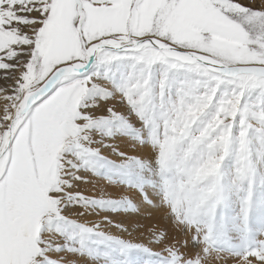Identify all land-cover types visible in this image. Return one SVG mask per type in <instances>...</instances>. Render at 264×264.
Returning a JSON list of instances; mask_svg holds the SVG:
<instances>
[{"label":"snow or ice","instance_id":"6c2138e0","mask_svg":"<svg viewBox=\"0 0 264 264\" xmlns=\"http://www.w3.org/2000/svg\"><path fill=\"white\" fill-rule=\"evenodd\" d=\"M0 264H264V0H0Z\"/></svg>","mask_w":264,"mask_h":264},{"label":"rangeland","instance_id":"374dc122","mask_svg":"<svg viewBox=\"0 0 264 264\" xmlns=\"http://www.w3.org/2000/svg\"><path fill=\"white\" fill-rule=\"evenodd\" d=\"M145 223H153V221H146Z\"/></svg>","mask_w":264,"mask_h":264}]
</instances>
